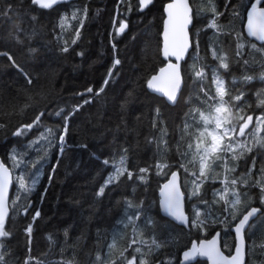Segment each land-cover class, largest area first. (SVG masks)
Wrapping results in <instances>:
<instances>
[{
    "label": "trees",
    "instance_id": "16d2710c",
    "mask_svg": "<svg viewBox=\"0 0 264 264\" xmlns=\"http://www.w3.org/2000/svg\"><path fill=\"white\" fill-rule=\"evenodd\" d=\"M167 1L153 0L147 9L140 12L137 10L138 0H130L132 11L127 13V5L121 4L120 0H71L54 5L49 10L31 6L30 0H24L23 5L19 0H8L15 6L12 12L13 20L0 18V51L9 52L17 64L34 78L36 87L28 86L21 72L12 67L6 57H0V122L7 125L4 131L0 132V160L7 165L11 166L9 156L12 146L26 145L39 134L38 130L34 129L26 137H13L11 133L15 127L20 123L31 122L39 110L81 102L83 97H77L74 93L82 92L89 86L94 89L98 88L112 64L111 44L113 42L117 45L116 54L122 61L118 66L119 75L106 89V95H102L99 101L94 100L93 103L85 105L71 119L69 133L66 137L65 154L53 175L52 182L49 184L48 175L52 166L56 164L58 146L49 150L47 163L40 174V183L29 197L33 204L30 212L35 208H40L42 211V218L36 221L32 233L31 256L38 257L44 264H67L69 261L72 264H92L96 251L100 248L96 235L98 228L101 231L107 230L105 234L108 236L107 240H101V244L105 245L101 248L102 253L107 252L106 245L111 243L113 229L125 233L123 240H117V249L114 252L118 254V250L127 247L133 234L131 227L123 229L116 224V220L122 215V208L117 205V201L130 197L131 189L122 182L120 188L115 191L106 190V195L97 201L94 193L103 183L106 174L112 170L111 167L104 168L100 162L101 159L111 157L114 152L117 153L118 159L121 154L119 149L123 146L128 149L130 168L144 167L149 163H154L156 145L148 144L146 138L156 137L159 141L160 133L151 126L149 109L160 107L168 130V136L165 137L168 140L167 160L169 163H175L181 159V152L187 149L188 137L185 136L183 127L189 105L185 103V100L194 97L201 86L210 93L215 91L210 66L216 62L212 60L208 50L209 38L213 35L211 29L207 33L200 34V56L195 57L191 49L182 66V68H187L193 63L194 58L198 59L201 64L209 65L206 69V78L202 82L194 83L189 71L182 88L183 98L177 105L168 104L162 96L147 90L144 86V77L150 78L165 63L161 55V30L164 18L163 8ZM252 1L243 0L245 5ZM199 3L200 0H197V4ZM219 3L222 5L223 0H219ZM85 4L88 7V18L81 30L82 37L77 44L71 45L75 27L78 26V21L70 19L71 13L77 8L82 9ZM4 6L0 0V9ZM32 14L39 17L38 27L42 30L40 35L31 41L32 46L41 49L40 56L36 59L27 55L28 41L25 46H21L9 36L16 23L24 29H30L31 22L27 17ZM62 15L69 17L66 30L63 31L57 27ZM18 16L24 17L23 22L16 19ZM125 18L129 21V28L124 34L118 35L116 28L120 20ZM244 20L243 18L233 20L231 27L236 32L243 33L246 42L244 51L250 63L243 65L235 62L237 41L234 38L221 36L220 39L225 41L222 45L223 50L228 53L231 61L230 71L222 72V74L226 86L238 88L244 93V104L251 106L246 108V114H253L256 117L264 113V105L260 104V100L264 99V53H257L254 56L247 55L251 51L247 42L254 41L244 34ZM199 27L198 24L197 28ZM56 36H62L69 42L68 53H59ZM79 51H84L85 55L77 56L76 52ZM245 76H250L252 79L244 80ZM133 87L136 89L135 99L127 104L126 110H122L121 103ZM25 104H31L34 107H29L21 114L19 109ZM191 106L197 107L198 105L194 102ZM138 116L140 119H137ZM42 119L50 127L60 123L54 116L46 115ZM182 136L185 137L184 140H181ZM84 143H87V149L75 147L77 144ZM93 153L95 158L92 156ZM260 153L259 159L264 158V148ZM31 155L35 157L36 154L33 152ZM191 170L190 168L189 171ZM217 172L220 173L219 179H222L223 169L218 168ZM15 174L14 172L13 175ZM186 175L182 170V182L185 181ZM166 179L165 176H157L154 172H150L148 184L140 186L136 192L137 199L142 197L146 201L149 215L157 220L164 217L166 222L170 221L168 226L176 242L170 249H162L163 255L157 253V256L161 260L170 259L171 264H178L182 249H185L194 239L209 237L216 229L221 231L223 251L230 254L229 249L234 240L228 225L214 226L206 233L196 230L189 231L160 214L158 190ZM219 179L215 183L209 181L205 184L207 192L205 198L212 199L211 189L220 187ZM45 187L48 188L47 195L41 202L40 195ZM144 188H147V191H144ZM17 189L18 185L14 181L9 200V217L5 224L6 230H10L12 236L3 238L8 249L5 253L6 264H23L25 257L29 255L24 228L31 221V216L14 215L11 209V201L23 195ZM248 191L252 197L251 206L264 209V206L259 204V190L251 188ZM74 199H78L80 203L75 205L72 203ZM25 203L23 199L17 200L16 209L22 213ZM191 204L192 202L186 198V211L189 214L192 211ZM200 207L203 208L202 205ZM90 215H92L91 222L88 221ZM256 220L252 228L253 234H248V230L246 234V264H264V248L260 247L264 244V217L255 218L251 224ZM65 229L68 230L67 238L64 236ZM82 233H86V236L78 239ZM48 234L53 235L54 243L47 239ZM225 244L229 247L226 248ZM249 244L252 245L250 252ZM136 246L133 245V248ZM140 246L143 248V245ZM169 252L170 256L167 255ZM126 255L129 259L132 255H137V264H139V254H135L132 249H129ZM30 264H36V261H31ZM195 264H206V262L198 260Z\"/></svg>",
    "mask_w": 264,
    "mask_h": 264
},
{
    "label": "snow or ice",
    "instance_id": "6c2138e0",
    "mask_svg": "<svg viewBox=\"0 0 264 264\" xmlns=\"http://www.w3.org/2000/svg\"><path fill=\"white\" fill-rule=\"evenodd\" d=\"M4 7L0 9V18L13 20L12 12L14 5L8 0H2ZM23 5L24 0H19ZM62 0H30L31 6L38 9L49 10L54 5H58ZM121 4H126V12L132 11L130 0H120ZM153 0H138L137 10L143 12L147 9ZM243 10V11H242ZM167 19L163 31L162 54L168 59L175 58V63L171 60L165 67L159 69V73L151 75L150 78L144 77L143 83L147 90L153 93H160L166 97L170 105H177L183 98L182 87L185 84V76L191 72L194 83L202 82L206 78V69L209 65L201 64L198 59H193V63L187 68H182L180 61L189 54V49L193 50L195 57L200 56V34L207 33L209 29L213 30L210 37L208 50L211 58L216 63L211 65L212 81L215 85L214 93L200 87L199 92L194 97H189L185 103L189 105V110L185 113L186 122L183 131L188 137L187 149L181 152V159L175 163H169L167 160L168 136L167 124L164 114L160 107L150 108L151 126L160 133V140L156 137L146 138L148 144L156 145V157L154 163L147 166L130 168L128 166V149L121 146L119 149V158L117 153L111 157L101 159L104 168L111 167L102 184L97 188L94 197L97 201L106 195V190L115 191L124 185L131 189V196L124 197L122 201H117V205L122 208V215L116 220V224L123 229L131 227L133 238L128 242L127 247L114 252L117 249V240H123L125 233L113 229L111 233V243L106 245L107 252H101L105 245L101 240H107L105 234L107 230L97 229V243L100 248L97 249L92 264H137L138 256L132 255L129 259L126 253L132 249L135 254H139V264H171L170 259H164L157 256L162 249H170L176 242L169 228L170 221L166 222L164 217L160 220L155 219L148 214V205L141 197L136 198L137 189L142 185L148 184V174L154 172L157 176L167 177L166 182L160 188L161 199L159 201L161 211L164 216L171 218V221L177 222L189 231L207 232L210 228L217 225H228L234 233V243L229 249H234V254L225 255L220 248V233L216 232L210 240H202L198 244L193 243L189 251L183 252L185 261L194 260L197 257L206 258L211 264H245V245L246 230L252 228L251 221L257 217H264L262 207L251 206L252 197L248 189L257 188L259 190V204L264 206V158L258 162V154L254 149L259 146L264 148V113L256 115L255 122L253 114H246V108L250 105L244 104V93L238 88L226 86L222 72L230 71V58L227 52L223 50L225 43L221 36L234 38L235 62L243 65L250 63L245 54L246 42L242 32H236L232 28L233 20L237 18L246 19V32L250 37H254L261 42L258 46L254 42H247L251 51L247 55L264 53V0H254V2L245 5L243 0H223L222 5L219 0H170L165 7ZM246 13V15H245ZM88 18V7L85 4L82 9L77 8L71 13L70 19L78 21L75 27L74 37L71 39V45L77 44L82 37V29ZM16 19L23 22L24 17L18 16ZM30 20V29H24L19 23L13 25V31L9 36L21 46H25L28 41L27 55L33 59L39 58L41 49L31 45V41L38 37L41 29L38 27L39 17L35 14L27 17ZM69 17L62 15L57 27L62 31L66 30ZM200 25L197 28V25ZM129 28V21L121 19L116 33L124 34ZM111 35V34H110ZM24 38H21V37ZM58 51L60 54L68 53L70 45L62 36H56ZM113 49V60L108 68L101 85L94 89L89 86L82 92L74 93L77 97H83L81 102L76 104L57 105L52 109H42L38 111L34 119L28 123H20L12 131L13 137L23 138L34 129L39 134L27 142L26 145L12 146L9 159L11 166L0 160V264H6L5 253L8 251L3 238H10L12 232L6 230L5 224L9 217L10 202L7 190L14 181L18 185V191L23 195L17 197V200L26 201L22 213L16 209L17 200L11 201V209L14 215L31 216V221L24 228L27 236V255L23 264H30L36 261V264H44L38 257L31 256V242L34 225L38 219L42 218L40 208H33L30 195L36 190L40 183V174L47 163L49 150L58 146V156L56 164L52 166L48 175L49 184L52 182L53 175L59 167L60 160L65 154L67 145L66 137L69 133L70 121L85 105L99 101L102 95H106L112 82L119 75V67L122 63L119 56L116 43L111 44ZM77 56L83 57L84 51L76 52ZM0 57H6L12 67L17 68L24 76L28 86L34 85V78L17 64L14 57L7 51H0ZM199 65V66H198ZM222 70V71H221ZM244 80H250L252 77L245 76ZM136 89L131 88L121 103V109L126 110L127 104L135 99ZM197 107H192L193 103ZM264 105V99L260 100ZM31 104H25L19 112L23 114ZM147 107V105H146ZM46 115L56 117L60 123L55 126H47L43 117ZM137 119H140L138 116ZM7 125L0 122V132H3ZM251 129V131H249ZM59 133V135H57ZM184 136L181 140H184ZM77 148L87 149V143L75 145ZM35 152V157L31 153ZM189 155L191 159H188ZM95 158V154H92ZM244 160L247 165L244 170L238 171L239 162ZM192 169L189 171V169ZM217 168L223 169V178L219 179L220 173ZM35 169V171H33ZM175 169V170H173ZM18 170V171H17ZM187 174L185 181L182 182L181 175ZM16 173L13 175V173ZM219 179L220 187L211 189L212 199L206 197L205 184L209 181L215 183ZM127 182H131L128 184ZM139 182V184L137 183ZM190 186V190H189ZM182 187L184 191H182ZM48 188L45 187L40 195L43 202L47 195ZM147 191V188H144ZM187 193V197H186ZM191 201V214L185 211V199ZM78 205L80 201H72ZM203 206V208L200 207ZM215 209V210H214ZM94 215V213H93ZM92 215L88 217L91 222ZM139 222V223H138ZM147 233V235H146ZM64 236L67 238L68 230H64ZM86 233H82V239ZM47 239L54 243L53 235L48 234ZM133 245H137L133 248ZM143 245V248L140 246ZM229 247L227 244L224 245ZM264 248V244L260 245ZM146 249V251H145ZM249 252L252 251V245H248ZM163 255V253H161ZM170 256V252L167 254ZM67 264H72L71 261Z\"/></svg>",
    "mask_w": 264,
    "mask_h": 264
},
{
    "label": "water",
    "instance_id": "95a60500",
    "mask_svg": "<svg viewBox=\"0 0 264 264\" xmlns=\"http://www.w3.org/2000/svg\"><path fill=\"white\" fill-rule=\"evenodd\" d=\"M68 1H71V0H62V2H68ZM169 2H170V0H168V1L164 4V8H163V11H164V18H163V22H162V30H161V41H162V45H161V55H162L163 59L165 60V63H164L160 68L165 67L166 64L169 62V60H171L173 63L176 62L174 57H170V58L166 59V58L163 56V54H162V48H163V31H164V24H165V21H166V19H167V14H166V12H165V7H166V5H167ZM252 2H254V0H253ZM245 15H246V14H245ZM246 23H247V21H246V19H245V20H244V24H243V31H244V34H245L249 39L253 40L254 42H256V43H258V44H261V42H260V41H257L254 37H250V36L247 35V32H246ZM190 51H191V49H189V52H190ZM187 56H188V54L185 56V59H184L183 61H180V63H181V67L183 66V62L186 60ZM160 68H159V69H160ZM159 69H158L153 75L158 74V73H159ZM182 88H183V87H182ZM150 91H151V90H150ZM156 94L159 95V96H162L160 93H156ZM162 97H163V96H162ZM163 98L166 100V97H163ZM165 182H166V180H165L164 182H162L161 185H160V187H159V190H158V197H159L158 203H159V201H160V199H161V196H160V188L162 187V185H163ZM12 185H13V183L9 185L8 190H7V195H8L9 200H10V193H11ZM181 190L183 191V188H182ZM256 207H259V206H256ZM159 208H160V204H159ZM185 211H186V207H185ZM9 212H10V211H9ZM160 212L162 213V215H164L163 212L161 211V208H160ZM186 213H187V211H186ZM165 217H166V216H165ZM167 218L171 220V218H169V217H167ZM254 219H255V218H254ZM173 222H174V221H173ZM251 222H252V221H251ZM251 222H250V223H251ZM175 223H177V222H175ZM177 224H178V223H177ZM216 232H219V233H220V248H221V251H222L225 255H232V254H234V249H232V251H231L230 254H227V253H225V252L223 251V249H222V242H221V231H220V230H216L212 235H210V236L207 237V238H201V239H199V240L194 239V240L190 243V245H189L188 247H186L185 249H183L182 252H181L180 263H181V264H188V263L194 262L195 260H197V259L199 258V259H201V260H206V262H207L206 264H211L210 261H208L206 258H203V257H197V258H195L194 260H188V261H185V260H184V257H183V252H184V251H189V250L191 249V246H192L193 243H197V244H198V243H199L200 241H202V240H210V239H212V237L215 235ZM231 232H232V231H231ZM246 233H247V230H246ZM232 234H233V237H234V233H233V232H232ZM245 240H246V237H245ZM245 251H246V253H247V240H246V245H245ZM246 260H247V254H246V256H245V264H246Z\"/></svg>",
    "mask_w": 264,
    "mask_h": 264
},
{
    "label": "flooded vegetation",
    "instance_id": "af4514ba",
    "mask_svg": "<svg viewBox=\"0 0 264 264\" xmlns=\"http://www.w3.org/2000/svg\"><path fill=\"white\" fill-rule=\"evenodd\" d=\"M254 116V115H253ZM254 122H255V116H254ZM249 131H251V129L249 130ZM261 136H263L262 135V133H261ZM263 150V148H260L259 146H257V148L256 149H254V153L255 154H258V162H259V157L261 156V151ZM239 166L241 167V169L243 170V169H245L246 168V164H245V162H244V160H241L240 162H239ZM159 200V199H158ZM158 209H159V212H160V208H159V203H158ZM160 214L162 215V213L160 212ZM216 230H220V229H216ZM215 230V231H216ZM191 243V242H190ZM190 244H188L187 246H189ZM186 246V247H187ZM183 250V249H182ZM181 250V251H182ZM181 251H180V254H181ZM164 259H162V261H163ZM198 260H201V259H197V260H195L194 262H191L190 264H195ZM203 261H205L206 262V260H203ZM207 263V262H206ZM178 264H181L180 263V258L178 259Z\"/></svg>",
    "mask_w": 264,
    "mask_h": 264
},
{
    "label": "rangeland",
    "instance_id": "374dc122",
    "mask_svg": "<svg viewBox=\"0 0 264 264\" xmlns=\"http://www.w3.org/2000/svg\"><path fill=\"white\" fill-rule=\"evenodd\" d=\"M263 136H264V135H263ZM190 159H191V156H190ZM237 170H238V171H241V167L239 166ZM216 171H218V168L216 169ZM222 178H223V173H222ZM256 222H257V220L254 221V222L252 223V228L255 226V223H256ZM252 228H251V229H248V234H250V233L253 234V232H252L253 229H252Z\"/></svg>",
    "mask_w": 264,
    "mask_h": 264
},
{
    "label": "bare ground",
    "instance_id": "6f19581e",
    "mask_svg": "<svg viewBox=\"0 0 264 264\" xmlns=\"http://www.w3.org/2000/svg\"><path fill=\"white\" fill-rule=\"evenodd\" d=\"M112 89V88H111ZM184 191V190H183ZM185 206H186V199H185ZM182 252V251H181ZM180 259H181V254H180ZM188 264H190V263H188Z\"/></svg>",
    "mask_w": 264,
    "mask_h": 264
}]
</instances>
